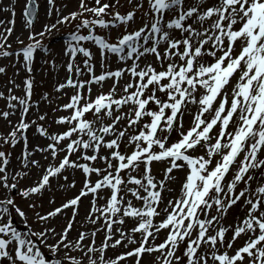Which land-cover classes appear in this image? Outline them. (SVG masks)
Masks as SVG:
<instances>
[{
	"label": "snow or ice",
	"instance_id": "6c2138e0",
	"mask_svg": "<svg viewBox=\"0 0 264 264\" xmlns=\"http://www.w3.org/2000/svg\"><path fill=\"white\" fill-rule=\"evenodd\" d=\"M15 3L0 9L11 16L0 58L15 56L28 76L23 96L0 91V264H264V0H127L123 13L121 0H78L66 14L45 0L54 20L40 31V5L25 0L29 42L16 36L18 50ZM62 25L72 30L54 91L71 95L51 109L68 113L53 132L31 74ZM114 28L115 40L97 34Z\"/></svg>",
	"mask_w": 264,
	"mask_h": 264
},
{
	"label": "rangeland",
	"instance_id": "374dc122",
	"mask_svg": "<svg viewBox=\"0 0 264 264\" xmlns=\"http://www.w3.org/2000/svg\"><path fill=\"white\" fill-rule=\"evenodd\" d=\"M13 0H0V9L3 7H6L10 4H12ZM25 0H16L15 3V11H16V24H15V30H14V36L10 38V43L13 49H21L23 45L16 42L15 37L19 36L21 40L24 41V44H27L29 41L27 40L28 31L24 28L25 20L22 18V8L24 6ZM37 3L40 5L38 12H39V19L34 22L35 24V30L40 31L42 30V25L47 22H52L54 20V17L49 19L46 18L44 15V6H45V0H37ZM57 6L62 7V11L66 14L68 11L76 10L78 0H56ZM133 3H135V0H133ZM121 4L123 7H121L119 10L121 13L125 12L126 9H128L130 6L127 3V0H121ZM66 5L67 7H63ZM11 19V16L9 13H5L4 11L0 10V20L7 21ZM140 26L139 19H137V22L135 24H132L129 30L138 28ZM72 30V26L70 25H62L59 26V31L53 30L51 35H46L43 39V44L47 51L44 50H37L34 53V62H33V72L32 76L34 77V88H33V101L39 102V111L41 113L47 112L48 113V119H46L45 126L51 125L50 131H63L64 129L57 126L54 123V120L62 115H67V112H52L51 109L56 107L57 104H64L68 102V96L71 95V90H68V96H62L60 99H56L58 96H60L59 93H56L54 91L56 85L59 82H62L66 76V69L65 64L67 62V57L63 55V47L65 44V40L67 39V34ZM119 28H114L110 32L108 30L104 29H98L97 34H102L110 39L115 40L117 38ZM85 45L89 47L94 55H95V63L97 64V71H99V56L97 53V46H95L92 42H85ZM151 59V58H150ZM21 61H22V55H21ZM82 66V65H81ZM120 66V63L118 62L117 58L112 55L111 56V65L110 67L112 70H115L117 67ZM143 66V65H142ZM0 67H6V74H0V91L5 92L7 94L8 88L13 89V93L17 96H23L24 90H23V81L28 76V73H26L22 67V63H17L15 56L9 57V58H0ZM18 73V74H17ZM14 80L16 84H20L21 87L19 89H16L13 87L12 84H10L9 80ZM111 84V81H108V83L105 85L104 90L107 91L108 86ZM44 94L48 95V99L52 101L51 104L44 101L42 97ZM96 94V89L93 88V95ZM5 106V102L3 100H0V108H3ZM36 115L35 110L31 111L29 113V118H34ZM18 116V113H17ZM17 116L12 117L13 121L17 119ZM191 117L185 116V128H188L190 126ZM8 130L6 123L3 120H0V132H6ZM175 136V134H173ZM29 139L30 142L32 141L31 133H29ZM34 142V141H33ZM41 144H46V140H40ZM20 152V147L18 146L16 149L12 150V164L9 166L10 169L13 166H17V160L16 156ZM163 167V165H154L153 166V172L157 175L160 174V170ZM33 178H35V170H33L32 173ZM77 179L79 180L80 177L78 175ZM30 183V181L25 180L21 182V187H24L26 184ZM79 187V185H78ZM174 187L177 189V191L173 194L165 193V196L167 198H172V196L179 195V184L174 185ZM59 196V193H57ZM71 195V193H69ZM59 202V201H58ZM20 203L23 205L24 202L20 201ZM102 203V202H101ZM88 206V200H85L83 204L81 205V215H83L85 208ZM31 223V221H29ZM231 222V217L229 221L226 223ZM19 228L24 229L23 225L19 224V220L17 218L16 221ZM26 230V229H24ZM76 235V232H72V236L74 237ZM102 239V234H98L97 236V243L100 242ZM111 255V252L109 253Z\"/></svg>",
	"mask_w": 264,
	"mask_h": 264
},
{
	"label": "bare ground",
	"instance_id": "6f19581e",
	"mask_svg": "<svg viewBox=\"0 0 264 264\" xmlns=\"http://www.w3.org/2000/svg\"><path fill=\"white\" fill-rule=\"evenodd\" d=\"M31 142H33V141H31Z\"/></svg>",
	"mask_w": 264,
	"mask_h": 264
}]
</instances>
